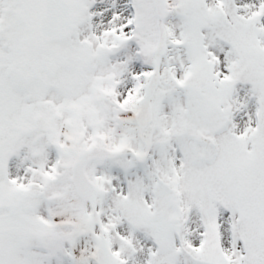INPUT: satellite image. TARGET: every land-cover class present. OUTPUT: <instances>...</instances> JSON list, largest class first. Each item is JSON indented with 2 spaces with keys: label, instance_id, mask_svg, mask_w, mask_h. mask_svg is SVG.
Wrapping results in <instances>:
<instances>
[{
  "label": "snow or ice",
  "instance_id": "6c2138e0",
  "mask_svg": "<svg viewBox=\"0 0 264 264\" xmlns=\"http://www.w3.org/2000/svg\"><path fill=\"white\" fill-rule=\"evenodd\" d=\"M0 264H264V0H0Z\"/></svg>",
  "mask_w": 264,
  "mask_h": 264
}]
</instances>
